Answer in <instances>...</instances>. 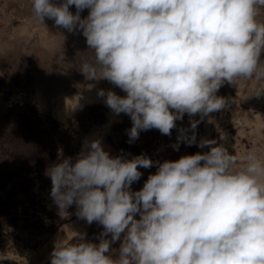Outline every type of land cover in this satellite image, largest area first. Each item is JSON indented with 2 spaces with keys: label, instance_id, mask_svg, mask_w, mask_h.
I'll list each match as a JSON object with an SVG mask.
<instances>
[{
  "label": "clouds",
  "instance_id": "clouds-1",
  "mask_svg": "<svg viewBox=\"0 0 264 264\" xmlns=\"http://www.w3.org/2000/svg\"><path fill=\"white\" fill-rule=\"evenodd\" d=\"M31 6L39 22L52 19L86 38L94 53V63L80 66L87 79H105L126 93L98 95L114 114L130 117L129 143L151 129L171 136L185 113L203 119L224 109L217 92L226 82L264 78V22L257 19L264 0H31ZM199 123L190 119L191 135L180 128L173 147L184 142L208 152L175 161L126 159L93 140L74 159L48 167L58 214L75 205L79 218L103 226L98 244L81 236L55 245L50 264H264V159L250 151L245 166L236 167L237 156L216 140L197 142ZM154 165L155 174L132 191L139 169Z\"/></svg>",
  "mask_w": 264,
  "mask_h": 264
},
{
  "label": "rangeland",
  "instance_id": "rangeland-1",
  "mask_svg": "<svg viewBox=\"0 0 264 264\" xmlns=\"http://www.w3.org/2000/svg\"><path fill=\"white\" fill-rule=\"evenodd\" d=\"M70 11L75 13V6ZM257 19L264 22V8ZM84 62L94 63V53L82 33L68 32L49 18L39 22L31 0H0V264H50L59 243L79 242L81 236L100 242L103 226L79 218L75 205L58 214L45 175L62 157L74 159L87 142L99 140L113 157L145 154L153 161H175L210 151L184 142L174 149L179 129L191 135L194 119L200 121L197 142L216 140L237 156L236 167L245 166L250 151L264 159V94L255 95L264 89V78L226 82L217 92L227 101L224 109L203 119L185 113L171 136L151 129L129 143L130 117L114 114L98 95L101 89L126 93L105 79H87L80 71ZM139 170L132 191L140 190L157 166ZM119 247L120 241L111 245L114 256Z\"/></svg>",
  "mask_w": 264,
  "mask_h": 264
}]
</instances>
